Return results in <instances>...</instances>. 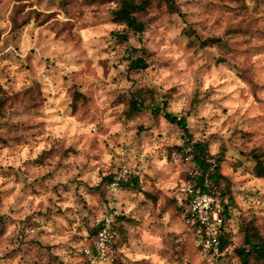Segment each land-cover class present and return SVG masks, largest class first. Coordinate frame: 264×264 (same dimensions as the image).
<instances>
[{
	"label": "clouds",
	"instance_id": "1",
	"mask_svg": "<svg viewBox=\"0 0 264 264\" xmlns=\"http://www.w3.org/2000/svg\"><path fill=\"white\" fill-rule=\"evenodd\" d=\"M0 264H264V0H0Z\"/></svg>",
	"mask_w": 264,
	"mask_h": 264
}]
</instances>
